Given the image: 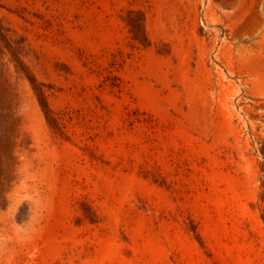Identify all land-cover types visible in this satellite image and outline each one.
Here are the masks:
<instances>
[{
	"label": "rangeland",
	"instance_id": "rangeland-1",
	"mask_svg": "<svg viewBox=\"0 0 264 264\" xmlns=\"http://www.w3.org/2000/svg\"><path fill=\"white\" fill-rule=\"evenodd\" d=\"M0 264H264V0H0Z\"/></svg>",
	"mask_w": 264,
	"mask_h": 264
},
{
	"label": "trees",
	"instance_id": "trees-1",
	"mask_svg": "<svg viewBox=\"0 0 264 264\" xmlns=\"http://www.w3.org/2000/svg\"><path fill=\"white\" fill-rule=\"evenodd\" d=\"M32 86L34 88V90L39 94V96L41 95V90L38 84H36L32 79H30ZM41 97V96H40ZM40 103H41V98L39 99Z\"/></svg>",
	"mask_w": 264,
	"mask_h": 264
}]
</instances>
